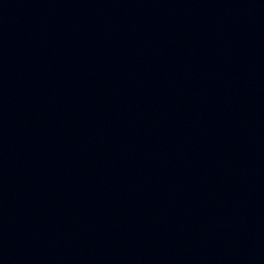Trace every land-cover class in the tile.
Instances as JSON below:
<instances>
[{
	"label": "water",
	"instance_id": "95a60500",
	"mask_svg": "<svg viewBox=\"0 0 264 264\" xmlns=\"http://www.w3.org/2000/svg\"><path fill=\"white\" fill-rule=\"evenodd\" d=\"M0 264H264V0L0 3Z\"/></svg>",
	"mask_w": 264,
	"mask_h": 264
}]
</instances>
